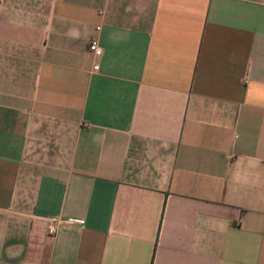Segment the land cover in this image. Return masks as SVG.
Instances as JSON below:
<instances>
[{
	"label": "crops",
	"instance_id": "0c3cea01",
	"mask_svg": "<svg viewBox=\"0 0 264 264\" xmlns=\"http://www.w3.org/2000/svg\"><path fill=\"white\" fill-rule=\"evenodd\" d=\"M0 264H264V0H0Z\"/></svg>",
	"mask_w": 264,
	"mask_h": 264
},
{
	"label": "built area",
	"instance_id": "2783aa9c",
	"mask_svg": "<svg viewBox=\"0 0 264 264\" xmlns=\"http://www.w3.org/2000/svg\"><path fill=\"white\" fill-rule=\"evenodd\" d=\"M89 50H90V52H92L94 54V56L96 58H101L103 56V53H104L103 48L101 47L99 41H92L89 45ZM94 68L96 70H98L99 65H95ZM58 226H59V223L56 220H51L49 228H48V234L50 236L55 235L58 231Z\"/></svg>",
	"mask_w": 264,
	"mask_h": 264
}]
</instances>
